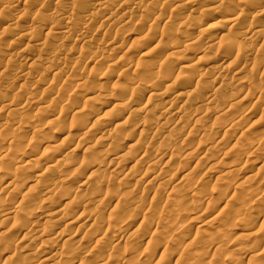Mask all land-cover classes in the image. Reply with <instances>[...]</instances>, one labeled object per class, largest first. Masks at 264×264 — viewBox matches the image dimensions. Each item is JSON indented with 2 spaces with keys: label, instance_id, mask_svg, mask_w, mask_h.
I'll use <instances>...</instances> for the list:
<instances>
[{
  "label": "rangeland",
  "instance_id": "1",
  "mask_svg": "<svg viewBox=\"0 0 264 264\" xmlns=\"http://www.w3.org/2000/svg\"><path fill=\"white\" fill-rule=\"evenodd\" d=\"M94 1L20 0V3H18L14 9H6V11H2V13L0 11V15H2L0 20L2 21L4 18L3 22L0 21V71H4V73H2L3 71L0 72V125L6 123L8 119L11 120V122L8 120L10 123L7 121L5 127L0 129V136H2L0 138H2L1 140H3V138L5 140H10V138L12 139V137L16 136L14 139H17V144L11 143V145L8 144V141L3 142L0 140V150L2 151H0V165H3L4 168L7 167L9 173L12 172L10 175L19 182L24 179L30 185L34 182V185H32L33 187L30 186L27 190H23L18 188L19 186H16L17 188L15 190L18 189L16 191L17 195L15 190L14 195L0 192V215L2 213L10 214L6 222H1L0 220V253L4 255L5 248L7 247L5 244H8L10 241H14L13 243L16 242L15 245H17L16 247L18 248L15 247L16 250H11L12 252L10 251V255L8 253V255H4L3 257L1 254L0 264H37L41 261L40 255L45 256V254H48L49 252L51 255L54 253V256L57 257L56 262L58 259L59 264H182L181 259L184 260L183 264H195L196 262V264H264V251H262L264 250V239H262L264 236L259 237L258 239V237L255 238L251 235L252 232L255 231L264 232V51L261 52L264 50V45L261 44V41L264 44V41L262 40L264 38L263 36L260 37L261 35H253L250 40H243L237 36L238 32L242 30H248L254 34L257 29L254 27L255 22L264 25V9H262V7H257V9L255 5H263L264 0H229V5H232L229 9L230 14L232 11L233 15L228 19H224V21L215 15L220 11L219 9L222 8L223 5H221L217 11L214 10L213 12H208V14L205 9V4L203 5V0H198L199 2H202L200 4L202 6L200 7L198 6L199 3H196L197 0H195L193 2L194 6H191L193 10L190 8L187 9V5L185 6L182 4L184 0H181L182 3L180 0L179 2L178 0H176L177 2L175 0H165V3L163 0H150V3L152 1L153 4L157 3V6L161 5L159 7L155 6V4L154 6L153 4L150 5L147 2L149 0H113L114 2L112 0V2L107 0V3L106 0H101V2H103L101 3L99 1L101 4L98 3L99 6L97 3L93 4ZM130 1L133 2L134 5H132ZM145 1L147 3H145ZM159 1L162 3L160 4ZM168 1L170 3H168ZM135 3L140 7L136 8ZM142 4L145 6L143 7ZM169 4H173L172 7ZM174 4L175 6L179 5L180 7L178 6L179 9L177 8V10L173 12L171 9L174 8ZM103 5H105V10L104 7L102 9ZM252 6H255L251 10L253 12L251 14L254 16L250 14L243 16L242 18L239 17L241 21H237L235 26L231 25L233 22L231 20L239 14L238 11L240 8H251ZM226 7L227 5L223 6L222 9ZM254 8L256 9L254 10ZM203 9L206 12H203ZM109 14H112L113 16L111 15V17ZM153 15H158L157 18L160 16L158 22H150V17ZM5 16L9 17L7 18ZM57 16L58 18L62 17V19H58ZM144 17H148V19H144L145 21L147 20L145 23L146 25L142 24L140 22L141 20H134L137 18L142 19ZM182 17H185V19ZM5 18L15 21L13 27L15 28L16 26L17 30L14 29V33H12L11 30L6 29H4V32L1 28V26H3L2 23L7 20ZM127 19H131V21L133 19V23L130 21V26L129 24H126L127 26L125 24V26L122 25ZM117 20V24L119 25L115 24ZM110 21L111 23L112 21H115V23H112L110 26ZM224 22H226V27L231 25L232 29L230 31L219 33L217 29L221 27V25H225ZM147 23L151 24L148 25ZM194 23H200L203 26L202 31L196 32L199 34L193 33L197 36L193 35L190 31V28L195 25ZM206 25L211 29H208ZM26 26L32 28V34L30 33L31 37L28 38L29 40L22 41L21 37H17L22 28V30L27 29ZM204 26H206L207 29H205ZM45 27H48V30H45ZM66 29L70 30V34L67 33L68 31L64 32ZM7 31L9 33H7ZM2 34L8 35L5 37ZM11 34L18 35L17 37L15 35V37H13L15 39H13ZM58 34L63 38L59 37ZM189 34H192L193 39L196 36V41L190 36L188 37L187 35ZM217 34L222 35L223 38H218L219 40H217ZM187 37L194 41L191 43L192 41L190 40L191 44L187 43L188 46H186V43L184 45L183 42V38ZM255 38L257 39L253 42ZM221 42H224V47H222ZM37 44H39V46ZM209 44L212 46L210 45V51H207L205 48L208 49L207 45ZM225 44L227 46H225ZM259 45H261V47H259ZM179 47L182 49V52H180V54H172V52L177 48L179 49ZM203 47L204 50L202 49ZM258 47L261 51L258 50ZM178 49L176 51H178ZM168 53H170V55ZM226 54L228 57H226ZM126 60L128 61L127 63ZM99 61L100 63H98ZM50 64H52L51 66H54L55 69L50 68L51 66L47 67ZM193 64L194 68L192 66ZM152 65L154 66L152 67ZM243 66L246 68L245 71H242L244 69ZM3 67H5V69ZM197 67L201 68H199L200 71H196ZM164 71H166V75ZM56 72L57 74L55 75ZM197 72H201V75ZM217 77L219 80H217ZM218 81L221 86H217ZM221 82H223L224 88L222 87ZM20 84H26L29 88H27V86L24 87L23 85L24 89L22 88V90ZM232 84H236L234 86L235 90H230L234 88ZM124 85L136 90L134 91L132 89L133 96L135 95L132 98V103L137 105L134 108V112L126 111L122 106L123 104H114V102L116 103V99L121 95V90L125 87ZM153 85L155 86L153 88L157 87L154 89L155 91L150 87ZM225 85H231L232 88L228 86L225 87ZM166 88L167 91H169L168 93ZM202 88L204 89L203 95L200 94L201 92L199 93L200 90L202 91ZM71 89H74V91ZM142 90L145 93L152 90V95L154 93L155 95H159L160 93L162 94L161 91H164L167 95L165 94L166 96L163 100H167L169 102L168 104H172L169 105L171 110L169 111L168 109L165 113L160 112L161 104L164 101H160L161 99H158V97H156V99L153 98L148 103L150 106L147 105L143 108L140 107V103L142 104L144 101H139V103L137 100L138 96L142 94ZM157 91L160 93L157 94ZM176 94L179 97L181 94V97L178 98ZM2 95L8 97L10 102L12 99L18 98V96L19 98L29 96L30 98H27V106L25 105L28 108H26V113L25 106L23 110L24 112H22L20 110L23 106L14 105L13 107V104L4 100ZM87 96L88 98L92 96L89 101L87 100L88 102L85 99ZM229 97L235 98L234 101L232 99L228 100L230 99ZM208 98L212 99V103L208 102ZM1 99L5 103L7 102V104ZM214 99L215 101H213ZM236 100L239 101L236 103ZM85 101L87 103H85ZM96 101L98 102V105L101 103L105 105L114 104L112 106L115 108L117 107V110L112 107L107 114V118L113 119L117 115H120L122 118H119L120 120L118 122L121 123V119L122 121L125 119L124 124L121 127L116 128L113 124L107 126L109 120L100 119L97 120L99 121L98 123H100L98 124L100 125L99 130L98 127L95 126L97 125V121L93 120L84 125L83 121L85 118H88V114H90L94 108L92 107V109H90L91 105H97ZM185 101L187 102L185 103ZM228 101L230 103L232 101V105L235 102L237 106L239 105L241 110L239 109L240 112L236 110L238 107L234 104L235 108L231 106L233 107V110H230V112L227 113H230V116L226 114L227 116L225 115L222 119L227 122L221 120L223 123H220L218 120L217 122H219V124L217 125L214 115L229 106ZM187 103L190 104V107ZM3 104L4 106L7 105V108L4 107ZM1 105L5 108L4 110ZM153 105L155 107H153ZM180 105H182V107H180ZM8 106L14 112V115L18 114L22 119L20 116L14 118L15 116L13 117L11 114L12 111ZM177 106L180 107V109ZM77 107H79L78 109L80 111ZM15 109L16 111H14ZM140 109L142 112L139 111ZM18 110L21 113H18ZM234 110L236 111L235 114L237 113L236 115L234 114ZM72 111H74V114L78 113V116L71 113ZM194 111H197L198 113ZM172 112L173 114L177 113L176 118L172 116ZM193 113L197 114L195 115ZM183 116L186 119L184 125L182 124L183 120L180 121ZM15 119L18 120L14 122ZM20 119L22 120V124L20 123ZM55 119H57V121H54ZM161 120L164 123L168 122L163 124ZM198 120L199 122H196ZM18 121L21 125L18 124ZM58 121H61L60 124ZM79 122L80 124L82 123L84 128L79 125ZM157 122L162 126L157 125ZM33 123L34 128L31 125ZM51 123H55L57 129L53 126L54 124L52 125ZM146 123L150 127H148ZM90 125L92 126L89 127ZM140 125H143L142 127L146 129V132H144L145 134L141 133V130H138L141 127ZM77 126L81 130H75L76 128L78 129ZM155 127L156 129H154ZM104 130L105 133L109 132V130L110 132L112 131L110 133L112 136H109L110 138L103 144V142H100L96 134L100 132L104 133ZM69 134H76L78 137V140L76 141L78 143L72 141V144L75 143L72 147L69 146L65 140ZM49 135L58 136H56V138L54 137L56 141H53L54 144L52 143V146L49 145L46 147L47 150H50L51 148L52 150L54 149L53 151H50L52 153L50 154L49 151L46 152V148L42 153L37 150L38 159L43 157L40 156L43 154L45 161H42V158L41 160H37L39 164L36 163L37 161L35 160L31 161V163L28 161V165H26L27 168H25L26 166L19 165L18 162L20 157L23 156L22 154H25L26 156H29L30 154L29 150L31 148L29 149V146H27V141L33 140L35 142V140H37L36 143H39L38 140H42ZM63 141H65V143ZM162 141L165 143V147H161L159 144ZM62 144L65 146L68 145L70 148L66 149L65 146H63L65 149L62 148ZM91 146L94 148L90 149ZM71 149L75 152L71 151ZM4 150L6 153H9V157L6 156L7 154L4 156ZM254 150H257V153ZM45 153H48V155L45 156ZM64 153L67 154L65 155ZM69 153L72 155H69ZM142 154H149L151 158L153 157V163L146 164L137 161L136 158H139ZM95 155L98 156V158H96ZM100 155L105 157H102L104 159V161L101 162L102 166L99 168L91 167L90 165L92 164L90 163H93L92 158H95L93 161L96 159L103 160L99 157ZM47 156H49V162L46 161L48 159ZM61 157H63V159L65 157L64 160L66 161L64 162H66V165H64ZM3 158L4 160H2ZM25 158V161L29 160L27 159L28 157ZM209 158L210 161L207 160ZM51 159L53 160L51 161ZM58 159H62L60 163H63L61 167L58 166L59 169L61 168L60 171L58 168H54L55 162L58 161ZM108 161L110 165L108 164ZM50 164L53 165L51 170L49 169ZM104 165H106V169L103 167ZM258 165L262 167H258ZM45 167H48L46 169L48 171L45 170ZM112 168L115 170H111ZM99 169L103 170L100 171ZM229 170L232 173H230L231 175L229 174ZM53 171L56 173L61 172L60 175L63 174V178H66L67 181L63 179L60 184L59 182L54 181V176L57 174L52 173ZM112 171H115L116 174H118H115L116 176L114 174L110 176V172ZM225 172L227 173L226 175ZM44 173L47 174L45 175ZM87 176L91 177L88 178ZM71 177L78 178L75 179L76 182L74 180L73 183H71L69 181V178L71 180ZM31 178H34L35 180ZM119 179L120 181L122 180L120 184L118 182ZM36 180L37 183L35 182ZM106 180H108V182ZM49 184L51 186H49ZM53 184L56 188L57 186L59 187L57 189L54 188L56 194L55 191L53 192L54 194H50L48 191L49 188L54 186ZM174 189L177 190L174 191ZM19 190H21V192H19ZM223 191H225L226 194L223 195ZM42 193L43 195H41ZM21 194H29L30 197H33H31L32 199L36 200H25L22 202L20 199ZM114 194H116V196ZM219 194L224 197L219 196ZM252 195H255V198L251 197ZM249 196L251 197V201L247 200V202H250L248 203L249 205L252 204L251 207H249L248 204L245 205L246 201H244V204L242 201L246 199V197L249 199ZM30 197H28V200H31ZM177 200H180V207L178 206L179 210H177V207V209L171 210L172 207L169 204ZM182 200L183 202L185 201V205H181L183 203ZM44 201H46L47 204L46 202L44 204ZM15 204L17 206H15ZM65 204H67V208L65 207ZM44 205H49V207H46L45 209ZM60 207H64V211L63 208L61 210ZM38 209L40 211L41 209H44L41 211L43 214H41ZM57 209L61 214L67 211L66 215L64 213V215L62 214L63 218H65L63 219L64 222L63 220L59 222L62 216L59 218L60 213ZM69 209L73 211H69ZM223 209L227 212L226 215L220 214V211ZM24 210L25 214L23 213ZM55 210L58 216L55 215ZM32 211H34V213H31ZM172 211H180L179 215L181 214L182 216L179 217L181 219L178 217L177 220H179H175L174 217L176 214L178 215V212L174 214ZM182 211L185 212V214ZM26 212L29 215H26ZM188 214L195 217V219H193L194 221H189L184 218V216H187ZM41 216H44V218ZM169 219L172 222H170ZM70 221L72 224H70ZM95 224L97 226H95ZM32 225L33 227H47V233L42 238L36 239L37 241L30 244L27 243L29 245L27 248L25 247V241L18 243L20 241V236H17L16 233L20 227L29 228L32 227ZM144 225H149L152 232L149 234V242L143 246V251L136 253L133 248L136 242L137 231L143 232L146 227ZM22 228L20 230H22ZM58 231H62L59 233H62V237L59 236L61 238L54 239L55 233ZM130 234H132V236H130ZM133 235H135V237ZM166 235L169 237L167 238ZM157 236L164 237V240H161V246L159 244L161 243V238ZM106 237L108 238L107 240L105 239ZM52 238L54 239L53 242L51 240ZM99 238L103 241L98 243L99 245H95V239L97 241ZM8 240L10 241L8 242ZM154 240L157 242L159 241L158 243L156 242L159 248L157 245H154ZM215 240H218L217 242L220 245L215 242ZM113 241L115 243L117 241L118 244L120 243L121 245H119L121 248L116 250L112 249L110 246L114 244ZM104 242L107 243L106 246L104 245ZM23 243L24 245H22ZM21 246L24 247V251L22 252L20 251ZM62 247L63 249H61ZM161 247H163V249ZM29 249H31L33 255H27L30 260L27 261V256L24 257L23 255L28 254ZM150 249H152L153 255L150 254ZM34 250L36 252H34ZM147 250L149 251V255L146 253ZM192 250H198L196 252L205 254L202 256L203 258L201 257L198 260H194L195 262H189L187 261L186 256H188L187 253ZM78 251L80 254L78 253V255H74ZM40 252L42 253L40 254ZM253 254L256 255H254L252 260L250 258ZM234 255L240 257L239 261L236 263L228 262L231 256ZM5 257L8 259L7 261L6 259L3 261V258ZM21 257L24 258V261H22Z\"/></svg>",
  "mask_w": 264,
  "mask_h": 264
},
{
  "label": "bare ground",
  "instance_id": "2",
  "mask_svg": "<svg viewBox=\"0 0 264 264\" xmlns=\"http://www.w3.org/2000/svg\"><path fill=\"white\" fill-rule=\"evenodd\" d=\"M0 1H1V0H0ZM25 1H26V0H25ZM93 1H94V0H93ZM99 1L101 2V0H95L93 4H96V3L98 4ZM109 1H111V0H109ZM109 1H108V2H109ZM112 1H113V0H112ZM112 1H111V2H112ZM123 1H124V0H123ZM131 1H133V0H131ZM131 1H130V2H131ZM137 1H138V0H137ZM141 1H142V0H141ZM146 1H147V0H146ZM146 1H145V3L148 2L150 5L153 4L152 1H151V3H150V0L147 1V2H146ZM164 1H165V0H163V2H164ZM169 1H170V0H169ZM169 1H168V3H170ZM175 1H176V0H175ZM175 1H174V2H175ZM194 1H195V0H184L183 3H182L181 0H180V2H181L182 4H184L185 6L187 5V6H186L187 9H188V8L192 9L191 6H194V5H193V2H194ZM102 2H103V1H102ZM102 2H101V3H102ZM113 2H114V1H113ZM116 2H117V1H116ZM128 2H129V1H128ZM153 2H154V1H153ZM155 2H156V1H155ZM159 2H160V4L162 3L161 1H159ZM165 2H166V1H165ZM165 2H164V3H165ZM171 2H172V1H171ZM176 2H177V1H176ZM178 2H179V0H178ZM18 3H20V0H2V1L0 2V11H1V13H2V11H6V9H8V10H10V9H14V8L17 6ZM23 3H24V2H23ZM106 3H107V0H106ZM120 3H121V2H120ZM141 3H142V2H141ZM141 3H140V4H141ZM168 3H167V4H168ZM196 3H199V5H198L199 7L202 6V5H200L202 2H199V1L197 0ZM256 3H258V2H256ZM93 4H92V5H93ZM99 4H100V3H99ZM99 4H98V6H99ZM109 4H110V3H109ZM131 4L134 5L133 2H131ZM135 4H136V3H135ZM149 4H148V5H149ZM154 4H155V3H154ZM154 4H153V6H154ZM158 4H159V3H158ZM175 4H176V3H175ZM175 4H174V6H173L174 8L171 9V11H173V12L176 11L177 8H178V6H179V5L175 6ZM204 4H205V7H206L205 9H206L207 13H208V12L210 13L211 11L213 12L214 10L217 11V10L219 9V7H221V5H223V6H226V5H227V7L224 8V9H222V8H223V6H222V8L219 9L220 11H218L217 14H215V15H217V16H218L221 20H223V21H224V19H228L231 15H233V14H232V11H231V14H230V10H229V9L231 8L232 5H231V6L229 5V4H230V1H229V0H203V5H204ZM224 4H225V5H224ZM231 4H232V2H231ZM36 5H37V4H36ZM100 5H101V4H100ZM138 5H139V3H138ZM142 5H143V7L145 6L144 4H142ZM148 5H147V6H148ZM169 5H171V4H169ZM172 5H173V4H172ZM172 5H171V7H172ZM180 5H181V4H180ZM184 5H182V6H184ZM255 5H256V8H257V7H262V9H264V4H263V5H262V4H255ZM104 6H105V5L102 6V9H103ZM119 6H120V5H119ZM155 6H157V3L155 4ZM159 6H161V5H159ZM159 6H157V7H159ZM25 7H26V6H25ZM38 7H39V6H38ZM122 7H123V6H122ZM135 7L137 8V7H140V6H137V4H136ZM143 7H141V8H143ZM162 7H163V6H162ZM179 7H180V6H179ZM253 7H255V6H252L251 8H244V7L240 8L239 11H238L239 14H238L237 16L233 17V20H231V21H233L231 25H234V26H235V25L237 24V21L239 22V20H240L239 17L242 18L243 16H247V15H250L251 13H253V12L251 11ZM100 8H101V6H100ZM132 8H134V7H132ZM194 8H195V7H194ZM197 8H198V7H197ZM203 8H204V7H203ZM256 8H254V10H255ZM28 9H29V8H28ZM38 9H39V8H38ZM178 9H179V8H178ZM190 9H189V10H190ZM200 9H201V8H200ZM221 9H222V10H221ZM257 9H258V8H257ZM260 9H261V8H260ZM21 10H22V9H21ZM104 10H105V7H104ZM106 10H107V9H106ZM108 10H109V9H108ZM192 10H193V9H192ZM192 10H190V11H192ZM17 11H18V10H17ZM29 11H30V10H29ZM38 11H39V10H38ZM169 11H170V10H169ZM201 11H202V10H201ZM206 11H204V9H203V12H206ZM8 12H9V11H8ZM27 12H28V10H27ZM194 12H195V11H194ZM194 12H193V13H194ZM5 13H6V12H5ZM11 13H12V12H11ZM18 13H19V12H18ZM109 13H110V12H109ZM111 13H112V12H111ZM198 13H199V12H198ZM209 13H208V14H209ZM214 13H215V12H214ZM9 14H10V13H9ZM25 14H26V12H25ZM50 14H51V13H50ZM50 14H48V15H50ZM107 14H108V13H107ZM113 14H114V13H113ZM170 14H171V12H170ZM258 14H259V13H258ZM260 14H261V13H260ZM4 15H5V14H4ZM22 15H23V14H22ZM27 15H28V14H27ZM52 15H53V14H52ZM109 15H110V14H109ZM111 15H112V14H111ZM111 15H110V16H111ZM136 15H137V14H136ZM251 15H253V14H251ZM1 16H2V15H0V17H1ZM50 16H51V15H50ZM54 16H56V15H54ZM54 16H53V19H54ZM67 16H68V15H67ZM110 16H109V17H110ZM112 16H113V15H112ZM112 16H111V17H112ZM132 16H133V15H132ZM157 16H158V15H153L152 17L149 16V17L151 18V19L149 18V19L151 20L150 22H152V23H153V22H158V18H160V16H159L158 18H157ZM170 16H171V15H170ZM175 16H176V15H175ZM175 16H174V17H175ZM253 16H254V15H253ZM5 17L8 18L9 16H5ZM12 17H13V15H12ZM17 17H18V16H17ZM130 17H131V16H130ZM135 17H137V16H135ZM141 17H142V16H141ZM141 17H140V18H141ZM210 17H211V16H210ZM251 17H252V16H251ZM1 18H2V17H1ZM1 18H0V19H1ZM7 18H5V19H7ZM57 18H58V16H57ZM131 18H132V17H131ZM145 18L148 19V17H144V18H142L143 20H142V19H139V18L134 19V20H135V21H136V20H139V21L141 20L140 22H141L142 24H145L146 21H147V20H146V21L144 20ZM182 18H183V17H182ZM253 18H254V17H253ZM3 19H4V18H3ZM3 19H2V21H1V20H0V21L3 22ZM58 19H62V17H61V18H58ZM110 19H111V18H110ZM176 19H177V18H176ZM183 19H185V17H184ZM10 20H11V19H10ZM10 20H8V19L5 20V22L2 23V25H3L4 27L1 26V28H2L3 30H4V29H6V30H11L12 33H14V32H13L14 29L17 30V29H16V26H15V28L13 27L14 24H15V21H13V20L10 21ZM55 20H56V19H55ZM63 20H64V19H63ZM173 20H174V19H173ZM180 20H181V18H180ZM12 21H13L14 23H13ZM46 21H47V20H46ZM92 21H93V20H92ZM130 21H131V19H130V20L127 19V21H126V22L124 21V23H123L122 25H124V24H125V25H126V24H129ZM181 21H182V20H181ZM181 21H180V22H181ZM240 21H241V20H240ZM49 22H50V21H49ZM108 22H109V21H108ZM108 22H107V23H108ZM131 22L133 23V19H132ZM159 22H160V19H159ZM228 22H229V21H228ZM44 23H45V21H44ZM51 23H52V22H51ZM84 23H86V22H84ZM112 23H115V21H114V22L112 21ZM112 23H111V21H110V26H111ZM117 23H118V20H117V22H116L115 24H117ZM134 23H135V22H134ZM138 23H139V22H138ZM200 23H201V22H200ZM200 23H197V24L194 23L195 25L192 26V27L190 28V31H191L192 34H193V33H196V32H199V31H202L203 26H202V24H200ZM255 23H256V25H255ZM255 23H254V27H256L257 29H256V31H255L254 34H253V32L248 31V30H242V31L238 32V35H237V36H238L240 39H243V40H250V39L253 37V35H254V36H255V35H256V36L261 35L260 37L263 36V38H264V25L259 24V23H257V22H255ZM147 24H148V23H147ZM149 24H151V23H149ZM149 24H148V25H149ZM204 24H205V23H204ZM204 24H203V25H204ZM207 24H208V23H207ZM224 24H225V25H223V26L221 25V27L218 26L219 28H218L217 30L219 31V33H220V32L230 31V30L232 29V28H231V25L229 26V27H230V29H229L228 26L226 27V22H224ZM17 25H18V24H17ZM54 25H55V24H54ZM108 25H109V23H108ZM117 25H119V24H117ZM125 25H124V26H125ZM145 25H146V24H145ZM191 25H192V24H191ZM46 26H47V25H46ZM80 26H81V25H80ZM82 26H83V25H82ZM126 26H127V25H126ZM129 26H130V24H129ZM157 26H158V25H157ZM157 26H156V27H157ZM206 26H207V25H206ZM206 26H204L205 29H207ZM26 27H27V29H24V30H22L23 28L21 29V32H19V33H20L19 35H18V34H13V35L11 34V35H12L11 37L13 38V37H15V35H16V37H17V35H18L17 38L21 37L22 41H23V40H29L28 38L31 37V36H30V33H31V31H32V28H30L29 26H26ZM28 27H29V28H28ZM112 27H113V26H112ZM207 27H208V26H207ZM210 27H211V26H210ZM33 28H34V27H33ZM47 28H48V27H47ZM47 28L45 27L44 29L46 30ZM50 28H52V27H50ZM233 28H234V27H233ZM251 28H252V27H251ZM68 29H69V28H68ZM70 29H72V28H70ZM119 29H120V28H119ZM136 29H137V28H136ZM208 29H211V28L208 27ZM245 29H247V28H245ZM253 29H254V28H253ZM47 30H48V29H47ZM125 30H126V29H125ZM130 30H131V29H130ZM130 30H129V31H130ZM155 30H157V29H155ZM66 31H68L67 33L70 34V30H67V29H66L64 32H66ZM148 31H149V30H148ZM177 31H178V30H177ZM208 31H209V30H208ZM4 32H5V30H4ZM4 32H3V33H4ZM47 32H48V31H47ZM64 32H61V33H64ZM73 32H74V31H73ZM155 32H156V31H155ZM7 33H9V32L7 31ZM15 33H16V32H15ZM188 33H189V32H188ZM4 34H5V33H4ZM4 34H2V35H4ZM31 34H32V33H31ZM65 34H66V33H65ZM65 34H64V35H65ZM68 34H67V35H68ZM186 34H187V33H186ZM192 34H189V35H187V36H188V37L190 36V37L192 38V37H193ZM196 34H199V33H196ZM196 34H193V35H196ZM208 34H209V33H208ZM7 35H8V34H7ZM7 35H4V36L6 37ZM9 35H10V34H9ZM34 35H35V34H34ZM42 35H43V34H42ZM58 35H59V34H58ZM200 35H201V34H200ZM210 35H211V34H210ZM0 36H1V35H0ZM44 36H45V35H44ZM55 36H56V35H55ZM70 36H71V35H70ZM196 36H197V35H196ZM196 36L194 37V39L192 38V39L195 40V41H196ZM212 36H213V35H212ZM212 36H210V37H212ZM223 36H224V35H223ZM225 36H226V35H225ZM234 36H235V35H234ZM9 37H10V36H9ZM57 37H58V36H57ZM59 37L63 38V37L60 36V35H59ZM64 37H65V36H64ZM188 37H187V38H183L184 45H185V43L187 44V43H190V42L192 41V40H191L190 38H188ZM201 37H202V35H201ZM201 37H200V38H201ZM216 37H217V40H219L218 38H220V39L223 38L222 35H220V34H217ZM33 38H34V36H33ZM66 38H67V36H66ZM197 38H198V37H197ZM208 38H209V37H208ZM13 39H15V38H13ZM54 39H55V38H54ZM56 39H58V38H56ZM59 39H60V38H59ZM64 39H65V38H64ZM67 39H68V38H67ZM198 39H199V38H198ZM256 39H257V38H255V39L253 40V42H255ZM11 40H12V39H11ZM11 40H10V41H11ZM65 40H66V39H65ZM190 40H191V41H190ZM208 40H212V39H208ZM262 40L264 41V39H262ZM18 41H19V40H18ZM31 41H32V40H31ZM181 41H182V40H181ZM206 41H207V40H206ZM28 42H29V41H28ZM193 42H194V41H192L191 43H193ZM208 42H209V41H208ZM210 42H211V41H210ZM248 42H250V41H248ZM10 43H11V42H10ZM12 43H13V42H12ZM40 43H41V42H40ZM40 43H39V44H40ZM181 43H182V42H181ZM191 43H190V44H191ZM215 43H216V41H215ZM217 43H218V42H217ZM219 43H220V42H219ZM221 43H222V42H221ZM223 43H224V42H223ZM223 43H222V47H224V44H223ZM28 44H29V43H28ZM39 44H37V45L39 46ZM227 44H228V43H227ZM261 44L264 45V44L262 43V41H261ZM14 45H15V44H14ZM40 45H41V44H40ZM181 45H183V44H181ZM210 45H211V44L207 45V46H208V49L205 48L207 51H210V49H209V48H210ZM212 45H213V41H212ZM212 45H211V46H212ZM219 45H221V44H219ZM25 46H26V44H25ZM186 46H188V44H187ZM196 46H197V45H196ZM225 46H227V45L225 44ZM180 47H181V46H180ZM180 47H179V49L177 48L178 51H176L177 49H176L175 51L173 50L174 52H172V54H177V53L180 54V52H182V49H181ZM183 47H184V46H183ZM259 47H261V45H259ZM259 47H258V50H260ZM263 47H264V46H263ZM263 47H262V48H263ZM32 48L34 49L33 46H32ZM154 48H155V47H154ZM174 48H175V46H174ZM186 48H187V47H186ZM262 48H261V49H262ZM180 49H181V50H180ZM202 49L204 50V47H203ZM30 50H31V49H30ZM168 50H169V48H168ZM179 50H180V51H179ZM183 50H184V48H183ZM206 50H205V51H206ZM191 51H192V50H191ZM205 51H204V52H205ZM207 51H206V52H207ZM260 51H261V50H260ZM260 51H259V52H260ZM263 51H264V50H262L261 52H263ZM19 52H20V51H19ZM25 52H26V51H25ZM58 52H59V51H58ZM23 53H24V52H23ZM168 54L170 55V53H168ZM223 54H225V53H223ZM262 54H263V53H262ZM262 54H261V55H262ZM25 55H26V54H25ZM56 55H57V54H56ZM226 55H227V54H226ZM237 55H238V54H237ZM237 55H236V56H237ZM19 56H20V55H19ZM174 56H175V55H174ZM191 56H192V55H191ZM243 56H244V55H243ZM8 57H9V55H8ZM170 57H171V56H170ZM172 57H173V56H172ZM226 57H228V55H227ZM226 57H224V58H226ZM10 58H11V56H10ZM12 58H13V57H12ZM14 58H15V57H14ZM165 58H166V57H165ZM91 59H92V58H91ZM91 59H90V60H91ZM162 59H163V58H162ZM162 59H160V60H162ZM239 59H240V58H239ZM97 60H98V59H97ZM97 60H96V61H97ZM102 60H103V59H102ZM127 60H128V59H127ZM127 60H126V63L128 62ZM160 60H159V63H160ZM162 61H163V60H162ZM262 61H263V59H262ZM89 62H90V61H89ZM166 62H168V61H166ZM166 62H165V63H166ZM186 62H187V61H186ZM31 63H32V62H31ZM52 63H53V62H52ZM98 63H100V61H99ZM155 63H156V62H155ZM192 63H193V62H192ZM243 63H244V62H243ZM33 65H34V64H33ZM51 65H52V64H50V65L47 66V67H50ZM163 65H164V64H163ZM153 66H154V65H152V67H153ZM190 66H191V65H190ZM190 66H189V67H190ZM192 66H193V68H194V64H193ZM1 68H2V67H1ZM3 68L5 69V67H3ZM50 68H52V69L54 68V69H55L54 66H53V67L51 66ZM56 68H57V67H56ZM199 68H200V67H199ZM199 68L197 67V70H196V71H200ZM243 68H244V69H243ZM243 68H242V69H243L242 71H245L246 68H245L244 66H243ZM195 69H196V65H195ZM200 69H201V68H200ZM238 69H239V68H238ZM2 71H3V70H2ZM2 71H0V72H2ZM5 71H6V70H5ZM194 71H195V70H194ZM196 71H195V72H196ZM250 71H251V70H250ZM21 72H22V71H21ZM164 72H165V75H166V74H167L166 71H164ZM168 72H169V71H168ZM239 72H240V70H239ZM2 73H4V71H3ZM24 73H25V72H24ZM197 73H199V72H197ZM241 73H242V72H241ZM56 74H57V72L55 73V75H56ZM199 74L201 75V72H200ZM235 74L237 75L236 72H235ZM262 74H263V73H262ZM53 75H54V72H53ZM160 75H161V73H160ZM168 75H169V74H168ZM189 75H190V74H189ZM238 75H239V74H238ZM246 75H247V74H246ZM154 76H155V75H154ZM161 76H162V75H161ZM161 76H160V77H161ZM195 76H196V74H195ZM197 76H198V75H197ZM149 77H150V76H149ZM160 77H159V79H160ZM168 77H169V76H168ZM168 77H167V78H168ZM186 77H188V76H186ZM151 78H152V77H151ZM155 78H156V77H155ZM165 78H166V77H165ZM188 78H189V77H188ZM217 78H218V77H217ZM217 78H216V79H217ZM79 79H80V78H79ZM157 79H158V78H157ZM162 79H163V78H162ZM216 79H215V81H216ZM41 80H42V79H41ZM155 80H156V79H155ZM184 80H185V79H184ZM213 80H214V79H213ZM217 80H219V78H218ZM38 81H40V80H38ZM38 81H37V82H38ZM51 81H52V80H51ZM75 81H76V80H75ZM85 81H86V80H85ZM187 81H188V79H187ZM248 81H249V80H248ZM37 82H36V84H37ZM40 82H41V81H40ZM40 82H39V83H40ZM130 82H131V81H130ZM170 82H171V81H170ZM195 82H196V81H195ZM211 82H212V81H211ZM24 83H25V82H24ZM34 83H35V82H34ZM212 83H213V82H212ZM221 83H222V87H223V86H224V85H223V82H221ZM80 84H81V83H80ZM80 84H79V86H80ZM82 84L84 85L83 82H82ZM186 84H187V83H186ZM230 84H231V83H230ZM248 84H249V83H248ZM20 85H21V84H20ZM23 85H24V87L27 86L26 84H23ZM23 85H21V87H20V86H19V87H20L21 89H22V88L24 89ZM76 85H78V84H76ZM100 85H101V83H100ZM133 85H134V84H133ZM197 85H198V84H197ZM214 85H215V83H214ZM219 85L221 86V84H220L219 81H218L217 86H219ZM235 85H236V84H234V85L232 84L233 87H234ZM33 86H35V85H33ZM33 86H32V87H33ZM79 86H76V87H79ZM124 86H125V85H124ZM137 86H138V85H137ZM227 86L230 87V88H232L231 85H230V86H229V85H225V87H227ZM237 86H238V83H237ZM36 87H37V86H36ZM80 87H81V86H80ZM150 87L153 88V87H155V86L153 85V86H150ZM182 87H183V86H182ZM210 87H211V86H210ZM213 87H214V86H213ZM213 87H212V88H213ZM222 87H221V88H222ZM20 88H19V89H20ZM27 88H29V87L27 86ZM84 88H85V87H84ZM121 88H122V87H121ZM134 88H135V87H134ZM148 88H149V87H148ZM148 88H147V89H148ZM156 88H157V87H156ZM156 88H153L152 90H154V89H156ZM203 88H204V87H203ZM203 88H202V91L199 89V90H200L199 93L201 92V93H200L201 95H203V93H204V89H205V88H204V89H203ZM217 88H218V87H217ZM223 88H224V87H223ZM230 88H229V89H230ZM21 89H20V90H21ZM23 89H22V90H23ZM33 89H34V87H33ZM35 89H36V88H35ZM74 89H75V88H74ZM74 89H73V90L71 89V90L74 91ZM80 89H81V88H80ZM87 89H88V88H87ZM132 89H133V88H132ZM132 89L129 88L128 86H125V87L123 88V90H121V91H122V92H121V95L119 94L120 96L116 99V103L114 102V104H117V105H118V104H121V105L123 104L122 106L124 107V109H125L126 111L128 110V111H133V112H134V110H135L134 108H135V106H137V105H135V104L132 103V101H133L132 98L135 96V95L133 96V90H134V89H133V90H132ZM225 89H226V88H225ZM233 89L235 90V87L232 88V89H230V90H233ZM236 89H237V87H236ZM26 90H27V89H26ZM145 90H146V89H145ZM152 90H149L150 93H149V92H148V93H145V92L142 90L143 92H141L142 94H140V95L138 96V100H137L138 102H139V101H144V103H142V104L139 102V103H140V107H142V108H143V107H146L147 105H149L148 103H149L153 98L156 99V97H158V99H161L160 101H164V102L161 104L162 106H161V111H160V112L165 113L166 111H168V109H169V111H170L171 109L169 108V105H172V104H168L169 102H168L167 100H163V98H164L167 94H166L164 91H161L162 94L159 92V93H160V94H159L158 91H157L156 93L159 94V95H155V93L152 95V94H151V93H152ZM227 90H228V89H227ZM243 90H244V89H243ZM134 91H136V90H134ZM154 91H155V90H154ZM166 91H167V88H166ZM195 91H196V90H195ZM206 91H207V90H206ZM66 92H67V91H66ZM87 92H88V91H87ZM163 92H164V93H163ZM168 92H169V91H167V93H168ZM236 92H237V91H236ZM0 93H1V92H0ZM21 93H22V92H21ZM57 93H58V92H57ZM67 93H68V92H67ZM67 93H66V94H67ZM69 93H70V92H69ZM139 93H140V92H139ZM32 94H33V93H32ZM58 94H59V93H58ZM165 94H166V95H165ZM62 95H63V94H62ZM64 95H65V94H64ZM176 95H177V94H176ZM176 95H175V97H176ZM210 95H211V94H210ZM235 95H236V94H235ZM2 96H3V95H2ZM32 96H33V95H32ZM177 96H178V95H177ZM207 96H209V95H207ZM3 97H4V100L10 102L9 99H8V97H6V96H3ZM3 97H2V98H3ZM20 97H21V96H20ZM28 97H29V96H28ZM28 97H27V96H25V97H21V98H19V96H18V98H14V97H13L14 99H12L10 103L13 104V107H14V105H15V106H16V105H21V106H23V108H21L20 111L24 112V111H23V110H24V106L26 105V103H28V99H27ZM91 97H92V96H91ZM91 97H90V98H91ZM116 97H117V96H116ZM171 97H172V96H171ZM180 97H181V94H180ZM180 97L178 96V98H180ZM209 97H210V96H209ZM211 97H213V96H211ZM233 97H235V96H233ZM9 98H10V97H9ZM29 98H30V97H29ZM54 98H55V97H54ZM84 98H85V97H84ZM90 98H88V96H87L85 99H86V101H87V100L89 101ZM169 98H170V97H169ZM169 98H168V100H169ZM196 98H197V97H196ZM203 98H204V97H203ZM229 98H230V97H229ZM112 99H113V98H112ZM164 99H165V98H164ZM172 99H173V98H172ZM172 99H171V100H172ZM176 99H177V97H176ZM231 99L234 101L235 98H232V97H231V98L228 99V100H231ZM1 100H2V99H1ZM173 100H174V99H173ZM207 100H208L209 103H212V99H209V98H208ZM210 100H211V101H210ZM240 100H242V99H240ZM2 101H3V100H2ZM86 101H85V103L88 102V101H87V102H86ZM97 101H98V100H97ZM97 101H96V104L98 103ZM114 101H115V98H114ZM154 101H155V100H154ZM213 101H215V99H214ZM238 101H239V100H236V103H237ZM242 101H243V100H242ZM257 101H258V100H257ZM3 102H4V101H3ZM3 102H2V103H3ZM34 102H35V101H34ZM38 102H39V101H38ZM38 102H37V103H38ZM83 102H84V101H83ZM99 102H100V101H99ZM172 102H174V101H172ZM176 102H177V101H176ZM186 102H187V101H185V103H186ZM228 102H229V101H228ZM4 103H5V102H4ZM89 103H91V102H89ZM89 103H88V104H89ZM134 103H135V102H134ZM139 103H138V104H139ZM152 103H153V102H152ZM170 103H171V101H170ZM224 103H225V102H224ZM231 103H232V101H231ZM231 103L229 102V103H228L229 106L226 105L227 107H226L224 110H222V111H220L218 114H215V115H214V119L216 118V121H215V122H216L217 125L219 124V122H220V123H223V122L225 121V120H224V121L222 120L223 117H224L228 112H230V110H233V107L235 108V106H234L235 102L233 103V105H232ZM5 104H7V102H6ZM8 104H9V103H8ZM30 104H31V103H30ZM61 104H62V103H61ZM91 104H92V103H91ZM114 104H112V105H114ZM136 104H137V102H136ZM150 104H151V103H150ZM173 104H174V103H173ZM187 104H188V106L190 105L189 103H187ZM191 104H192V103H191ZM199 104H200V103H199ZM202 104H203V103H202ZM226 104H227V102H226ZM239 104H240V102H239ZM9 105H10V104H9ZM34 105H35V103H34ZM79 105H80V104H79ZM112 105H111V104H109V105H105V104H103V103H101V104H99V105L97 104L96 106H94V105L92 106V105H91V108H90V109H92V107H94V108L92 109L91 113L88 112V113H90V114H88L89 116L87 115L88 118H87V119L85 118L86 120L84 119V121L82 120V121L84 122V125L87 124V122H92L93 120H94V121H97V120H100V119H106L107 121L109 120V121L107 122V126H111V125L113 124L116 128H117V127H118V128L121 127V126L124 124V120H125V119H124L123 121H122V119H121V123H119L118 121L120 120L119 118H122V116L117 115V116H116L115 118H113V119H112V118H111V119H110V118H109V119L107 118V117H108V116H107L108 112L112 109V107L115 108V107L112 106ZM200 105H201V104H200ZM235 105H236V107H238L236 110L239 111V109H240V108H239V105H238V106H237V104H235ZM3 106H4V104H3ZM3 106L1 105L2 108H3ZM6 106H7V105H5L4 107H6ZM26 106H27V105H26ZM26 106H25V113H26V111H27V110H26V108H27ZM149 106H150V105H149ZM157 106H158V104H157ZM183 106H184V105H183ZM192 106H193V105H192ZM231 106H233V107H231ZM8 107H9V106H8ZM31 107H32V106H31ZM120 107H121V106H120ZM123 107H122V108H123ZM153 107H155V106L153 105ZM159 107H160V106H159ZM177 107H178V106H177ZM180 107H182V105H180ZM180 107H178V108L180 109ZM186 107H187V106H186ZM189 107H190V106H189ZM205 107H206V106H205ZM2 108H1V109H2ZM6 108H7V107H6ZM9 108H10V107H9ZM18 108H19V107H18ZM73 108H74V107H73ZM73 108H72V109H73ZM75 108H76V106H75ZM78 108H79V107H77V109H78ZM156 108H157V107H156ZM172 108H173V107H172ZM245 108H246V107H245ZM4 109H5V108H3V110H4ZM12 109H13V108H12ZM27 109H28V108H27ZM31 109H32V108H31ZM136 109H137V108H136ZM146 109H147V108H146ZM154 109H155V108H154ZM158 109H159V108H158ZM174 109H176V108H174ZM179 109H178V110H179ZM196 109H197V108H196ZM3 110H1V111H3ZM10 110H11V108H10ZM57 110H58V109H57ZM78 110H79V109H78ZM81 110H82V109H81ZM113 110H114V109H113ZM113 110H112V111H113ZM115 110H117V107L115 108ZM115 110H114V111H115ZM118 110H119V108H118ZM149 110H150V109H149ZM152 110H153V109H152ZM197 110H198V109H197ZM240 110H241V109H240ZM5 111H6V110H5ZM7 111H8V110H7ZM11 111H12V110H11ZM14 111H16V109H15ZM20 111L18 110V113H19ZM29 111H30V110H29ZM35 111H36V110H35ZM69 111H70V110H69ZM75 111H76V110H75ZM79 111H80V110H79ZM89 111H90V110H89ZM121 111H122V110H121ZM136 111H137V110H136ZM139 111H141V109H140ZM175 111H176V110H175ZM175 111H174V112H175ZM32 112H33V111H32ZM54 112H55V110H54ZM73 112H74V111H72L71 113H73ZM84 112H85V111H84ZM117 112H118V111H117ZM124 112H125V111H124ZM124 112H123V113H124ZM141 112H142V111H141ZM150 112H151V111H150ZM178 112H179V111H178ZM194 112H197V111H194ZM235 112H236V111L234 110V114H235ZM239 112H240V111H239ZM9 113H10V112H9ZM15 113H17V112H15ZM20 113H21V112H20ZM30 113H31V112H30ZM33 113H34V112H33ZM51 113H52V112H51ZM81 113H82V112H81ZM110 113H111V112H110ZM126 113H129V112H126ZM136 113H138V112H136ZM197 113H198V112H197ZM197 113H193V114L196 115ZM6 114H7V113H6ZM11 114L13 115V117L15 116L14 118H17L16 116H20V115H18V114L14 115V112H13V111H12ZM22 114H23V113H22ZM53 114H54V113H53ZM73 114H74V113H73ZM82 114H83V113H82ZM138 114H139V113H138ZM146 114H147V112H146ZM166 114H168V113H166ZM172 114H173V112H172ZM229 114H230V113H229ZM229 114H227V115H229ZM234 114H233V115H234ZM236 114H237V113H236ZM236 114H235V115H236ZM240 114H241V113H240ZM8 115H9V114H8ZM74 115H77V116H78V113H77V114H74ZM83 115H84V114H83ZM111 115H112V114H111ZM113 115H114V114H113ZM128 115H130V114H128ZM176 115H177V113L173 114L172 116H173L174 118H176ZM227 115H226V116H227ZM231 115H232V112H231ZM1 116H2V115H1ZM9 116H10V115H9ZM84 116H85V115H84ZM181 116H182V115H181ZM193 116H194V115H193ZM229 116H230V115H229ZM50 117H51V116H50ZM66 117H67V116H66ZM155 117H157V116H155ZM197 117H198V116H197ZM197 117H196V118H197ZM245 117H246V116H245ZM8 118H9V117H8ZM14 118H13V119H14ZM20 118L22 119L21 116H20ZM23 118H24V117H23ZM29 118H30V117H29ZM62 118H63V117H62ZM78 118H79V117H78ZM157 118H158V117H157ZM181 118H182V117H181ZM198 118H199V117H198ZM257 118H258V117H257ZM21 119H20V123H21V121H22ZM58 119H59V118H58ZM158 119H159V118H158ZM160 119H162V118H160ZM8 120H10V119H8ZM8 120H7V121H8ZM16 120H18V119H15L14 122H16ZM25 120H26V119H25ZM167 120H168V119H167ZM182 120H183V121H182ZM199 120H200V119H199ZM199 120L196 121V122H199ZM218 120H219V122H217ZM221 120H222L223 122H222ZM238 120H239V119H238ZM7 121H6V123H7ZM54 121H57V119H55ZM80 121H81V119H80ZM156 121H157V120H156ZM168 121H169V120H168ZM168 121H167V122H168ZM180 121H182V124H183V125L185 124L186 119L184 118V116H183V118H182ZM187 121H188V119H187ZM8 122H9V121H8ZM10 122H11V120H10ZM10 122H9V123H10ZM24 122H25V121H24ZM58 122H59V124H60L61 121H58ZM70 122H72V121H70ZM98 122H99V121L96 122L97 125L100 124V123H98ZM100 122H101V121H100ZM125 122H126V121H125ZM161 122H163V121L161 120ZM167 122H166V123H167ZM225 122H227V121H225ZM228 122H229V121H228ZM6 123L1 124V125H0V129L4 128L5 125H6ZM9 123H8V124H9ZM37 123H38V122H37ZM55 123H56V122H55ZM55 123H53L54 125H53L52 123H51V124L56 128ZM96 123H95V124H96ZM157 123H158V122H157ZM166 123L163 122V124H166ZM8 124H7V125H8ZM18 124H19V121H18ZM18 124H17V125H18ZM21 124H22V123H21ZM21 124H19V125H21ZM26 124H27V123H26ZM59 124H58V125H59ZM89 124H91V123H89ZM142 124H143V123H142ZM146 124H147V123H146ZM153 124H155V123H153ZM216 124H214V125H216ZM224 124H226V123H224ZM9 125H10V124H9ZM13 125H14V124H13ZM19 125H18V127H19ZM31 125H32V127H33V126H34V123L31 124ZM62 125H63V124H62ZM79 125L83 127L82 123L80 124V122H79ZM79 125H78V126H79ZM93 125H94V124H93ZM97 125H95V126L98 127V130H99V126H100V125H98V126H97ZM101 125H102V123H101ZM125 125H126V124H125ZM147 125H148V124H147ZM157 125H160V124L158 123ZM157 125H156V127H157ZM234 125H235V124H234ZM78 126H77V127H78ZM80 126H79V127H80ZM91 126H92V125H90L89 127H91ZM129 126H130V125H129ZM140 126H141V127H140V129H138V130H141L140 132L143 133V134H145L144 132H146V131H145L146 129H145L144 127H142L143 125H140ZM152 126H154V125H152ZM160 126H162V125H160ZM163 126H164V125H163ZM166 126H167V125H166ZM15 127H17V126H15ZM57 127H59V126H57ZM79 127H78V129L76 128L75 130H77V131H78V130H81V129H79ZM82 127H81V128H82ZM89 127H88V128H89ZM102 127H103V126H102ZM104 127H105V126H104ZM148 127H150V126L148 125ZM156 127H155L154 129H156ZM213 127H214V126H213ZM218 127H219V126H218ZM222 127H223V126H222ZM33 128H34V127H33ZM83 128H84V127H83ZM83 128H82V129H83ZM94 128H95V127H94ZM138 128H139V127H138ZM224 128H225V127H224ZM226 128H227V127H226ZM231 128H232V127H231ZM231 128H230V129H231ZM56 129H57V128H56ZM70 129H71V127H70ZM90 129H91V128H90ZM92 129H93V128H92ZM122 129H123V128H122ZM176 129H177V128H176ZM10 130H12V129H10ZM84 130H85V129H84ZM102 130H103V128H102ZM170 130H171V129H170ZM253 130H254V129H253ZM260 130H261V129H260ZM86 131H87V130H86ZM86 131H85V132H86ZM89 131H90V130H89ZM89 131H88V132H89ZM91 131H92V130H91ZM100 131H101V130H100ZM100 131H99V132H100ZM15 132H16V131H15ZM32 132H33V131H32ZM61 132H62V131H61ZM103 132L105 133V130H104ZM111 132H112V131H111ZM111 132H110V130H109V132H107V133H105V134L102 133V132H100V133H97L96 136L98 137V139L100 140V142H103V144H104V143L110 138L109 136H112V135H110ZM168 132H170V131H168ZM3 133H4V132H3ZM54 133H56V132H54ZM225 133H226V132H225ZM8 134H9V132H8ZM8 134H7V135H8ZM13 134H14V133H13ZM21 134H22V133H21ZM32 134H33V133H32ZM56 134H57V133H56ZM169 134H170V133H169ZM176 134H177V133H176ZM10 135H11V134H10ZM227 135H228V134H227ZM242 135H243V134H242ZM8 136H9V135H8ZM33 136H34V135H33ZM37 136H38V135H37ZM56 136H57V135H49V136H46V137L43 138L42 140H38L39 143H36L37 140H35V142H34L33 140H32V141H27V146H29V149L31 148V149L29 150L30 152L28 151L30 154H29V156H26L25 154H22L23 156L20 157L19 162H18L19 165L26 166V165H28V161L31 163V161H34V160H35V161H37V160H41V158H42V161H45L44 158H43V157H44L43 154L40 155V156H43V157H40V158L38 159V157H37V156H38L37 152L40 151V153H42V151H45V148H46L47 146H49V145L52 146L53 141H54V142L56 141V140H55ZM0 137H2V136H0ZM6 137H7V136H6ZM54 137H55V138H54ZM57 137H58V136H57ZM14 138H16V136H15V137H12V139L10 138V140H5L4 138H3V140H1L2 138H0V140L3 141V142L8 141V144H10V145H11V143H13V144H17V143H16V142H17V139L15 140ZM66 138H67V139H66ZM66 138H65L66 143H67L69 146H71V147L75 145V143L72 144V141H75V142H76V141L78 140V139H77L78 137L76 136V134H71V135L69 134V135H67ZM137 138H138V137H137ZM7 139H8V138H7ZM168 139H169V138H168ZM259 139H260V138H259ZM259 139H258V140H259ZM29 140H30V139H29ZM61 140H63V139H61ZM137 140H138V139H137ZM208 140H209V139H208ZM159 141H160V140H159ZM262 141H263V140H262ZM59 142H60V141H59ZM63 142L65 143V141H63ZM63 142H62V143H63ZM6 143H7V142H6ZM31 143H32L34 146H33ZM60 143H61V142H60ZM76 143H78V142H76ZM262 143H263V142H262ZM53 144H54V143H53ZM159 144L161 145V147H162V146L165 147V145H164L165 143H163V141L160 142ZM2 145H3V144H2ZM68 145L65 146V145L62 144V148H64L63 146H65L66 149L70 148ZM77 145H78V144H77ZM77 145H76V147H77ZM105 145H106V144H105ZM108 145H109V144H108ZM18 146H19V145H18ZM20 146H21V145H20ZM24 146H25V145H24ZM24 146H23V148H24ZM54 146H55V145H54ZM54 146H53V147H54ZM94 146H95V145H94ZM260 146H262V145H260ZM14 147H15V146H14ZM78 147H79V145H78ZM144 147H145V146H144ZM146 147H147V146H146ZM164 147H163V148H164ZM263 147H264V146H263ZM9 148H11V147H9ZM25 148H26V147H25ZM50 148H51V147H50ZM55 148H57V147H55ZM62 148H61V149H62ZM92 148H94V147L91 146L90 149H92ZM152 148H153V147H152ZM163 148H162V149H163ZM21 149H22V148H21ZM48 149H49V148H48ZM57 149H59V148H57ZM64 149H65V148H64ZM75 149H76V148H75ZM79 149H80V148H79ZM149 149H150V148H149ZM160 149H161V148H160ZM160 149H159V150H160ZM164 149H165V148H164ZM6 150H7V149H6ZM22 150H23V149H22ZM37 150H38V151H37ZM46 150H47V148H46ZM53 150H54V149H53ZM53 150H52V148H51L50 150H47L46 152H48V151L50 152V151H53ZM76 150H77V149H76ZM143 150H144V149H143ZM177 150H178V149H177ZM263 150H264V149H263ZM0 151H1V150H0ZM8 151H9V150H8ZM14 151H16V150H14ZM24 151H25V150H24ZM55 151H56V150H55ZM61 151H62V150H61ZM64 151H65V150H64ZM67 151H68V150H67ZM67 151H66V152H67ZM71 151L75 152V151L72 150V149H71ZM183 151H184V150H183ZM254 151H255V150H254ZM256 151H257V150H256ZM256 151H255V152H256ZM1 152H2V151H1ZM1 152H0V153H1ZM4 152H5L4 156H5L6 154H7L6 156H8V157L10 156V155H8L9 153H8V152L6 153L5 150H4ZM18 152H19V151H18ZM68 152H70V151H68ZM68 152H67V153H68ZM73 152H72V153H73ZM178 152H179V150H178ZM13 153H14V152H13ZM51 153H52V152H50V154H51ZM55 153H57V152H55ZM67 153H66V154H67ZM99 153H100V152H99ZM145 153H146V152H145ZM193 153H194V152H193ZM256 153H257V152H256ZM263 153H264V152H263ZM64 154H65V153H64ZM64 154H63V155H64ZM66 154H65V155H66ZM231 154H232V153H231ZM46 155H48V153H45V156H46ZM55 155H57V154H55ZM59 155H60V153H59ZM69 155H72V154L69 153ZM69 155H68V156H69ZM101 155H102V153H101ZM101 155H100L99 157L102 158L103 156H101ZM105 155H106V154H105ZM107 155H109V154H107ZM172 155H173V154H172ZM1 156H3V155H1ZM4 156H3V157H4ZM19 156H20V155H19ZM50 156H51V155H50ZM95 156H96V155H95ZM237 156H238V155H237ZM14 157H15V156H14ZM25 157H28L27 159H29V160H26V161H25V159H26ZM48 157H49V156H47V158H48ZM53 157H54V152H53ZM53 157H50V158H53ZM55 157H57V156H55ZM58 157H59V156H58ZM66 157H67V156H66ZM69 157H70V156H69ZM6 158H7V157H6ZM24 158H25V159H24ZM45 158H46V157H45ZM61 158L63 159V157H61ZM96 158H98V156H96ZM103 158H105V157H103ZM103 158H102V159H103ZM152 158H153V157H152ZM152 158L149 156V154H142V155L139 156V158H136V159H137V161H139L140 163L151 164V163H153V159H152ZM210 158H211V157H210ZM210 158L207 159V160L210 161ZM10 159H11V158H10ZM23 159H24V160H23ZM59 159H60V158H59ZM59 159H58V161L55 162V165H54V168H55V169H56V168L59 169L58 166L61 167V165H62L63 163H64V165H66V164H65L66 162H64V161H66V160H64L65 157H64V159H63V163H62V164L60 163L62 159H61V160H59ZM68 159H69V158H68ZM68 159H67V161H68ZM92 159L94 160L95 158H92ZM99 159H100V158H99ZM2 160H4V158H3ZM16 160H18V159H16ZM48 160H49V158H48L46 161H48ZM52 160H53V159H51V161H52ZM54 160H55V159H54ZM93 160H92L93 163H90V164H92V165L89 164V165H90L91 167H93V168H99V167H101V166H102L101 162L104 161V159H103V160L100 159L101 161H100V160H97V159H96L95 161H93ZM13 161H14V160H13ZM13 161H12V162H13ZM49 161H50V160H49ZM49 161H48V162H49ZM155 161H156V160H155ZM159 161H160V160H159ZM1 162H2V161H1ZM3 163H4V162H3ZM5 163H6V162H5ZM7 163H8V162H7ZM36 163H38V161H37ZM45 163H46V162H45ZM50 163H51V162H50ZM233 163H234V162H233ZM38 164H39V163H38ZM48 164H49V163H48ZM103 164H104V163H103ZM108 164L110 165L109 161H108ZM51 165H52V164H50V166H49V169H50V170H51V168L53 167V165H52V166H51ZM89 165H88V166H89ZM154 165H155V164H154ZM211 165H212V164H211ZM262 165H263V163H262ZM148 166H149V165H148ZM150 166H151V165H150ZM155 166H156V165H155ZM157 166H158V165H157ZM62 167H63V166H62ZM103 167H105V169H106V165H104ZM107 167H108V166H107ZM110 167H111V166H110ZM133 167H135V166H133ZM256 167H257V166H256ZM258 167H262V166H259V165H258ZM6 168H7V167H6ZM6 168H4L3 165H2V166L0 165V192H3V193L6 192V194L8 193V194H10V195H14V190L17 188L16 186H19L18 188H21V189H23V190H27V189H29L30 186L34 185V182H32L33 184L30 185L29 183L26 182L25 179L22 180V181H20V182H19L18 180L14 179V178L10 175L12 172L9 173L8 168H7V169H6ZM25 168H27V166H26ZM47 168H48V167H45V170H46ZM83 168H84V167H83ZM86 168H87V166H86ZM88 168H90V167H88ZM15 169H16V168H15ZM34 169H35V168H34ZM55 169H54V170H55ZM60 169H61V168H60ZM60 169H59V171H60ZM113 169H114V168H112L111 170H113ZM257 169H259V168H257ZM19 170H20V169H19ZM40 170H41V169H40ZM43 170H44V169H43ZM78 170H79V169H78ZM93 170H94V169H93ZM95 170H96V169H95ZM99 170L101 171V170H103V169H99ZM114 170H115V169H114ZM12 171H13V170H12ZM38 171H39V170H38ZM46 171H48V170H46ZM46 171H43V172H46ZM85 171H86V170H85ZM91 171H92V170H91ZM100 171H99V172H100ZM104 171H106V170H104ZM158 171H159V170H158ZM258 171H260V170H258ZM40 172H41V171H40ZM43 172H42V175H43ZM49 172H50V171H49ZM57 172H58V171H57ZM112 172H113V173H112ZM112 172H110V173H111L110 176H111L112 174H114V175L116 174L115 171H112ZM114 172H115V173H114ZM146 172H147V171H146ZM14 173H15V172H14ZM35 173H36V172H35ZM47 173H48V172H47ZM47 173H46V174H47ZM52 173H56V172L53 171ZM60 173H61V172H60ZM60 173L58 172V173H56L57 175L54 176V181L59 182V184H60V182H61L63 179L67 181L66 178H63V177H64V176H62L63 174L60 175ZM103 173H104V172H103ZM230 173H231V172H230V170H229V174H230ZM33 174H34V173H33ZM38 174H39V173H38ZM44 174H45V173H44ZM46 174H45V175H46ZM117 174H118V173H117ZM117 174H116V175H117ZM146 174H147V173H146ZM163 174H164V173H163ZM226 174H227V173L225 172V175H226ZM231 174H232V173H231ZM231 174H230V175H231ZM75 175H76V173H75ZM75 175H74V176H75ZM77 175H78V174H77ZM98 175H99V174H98ZM114 175H113V176H114ZM116 175H115V176H116ZM223 175H224V174H223ZM33 176H34V175H33ZM39 176H40V175H39ZM72 176H73V175H72ZM94 176H95V175H94ZM104 176H105V175H104ZM113 176H112V177H113ZM142 176H143V175H142ZM35 177H36V176H35ZM37 177H38V176H37ZM41 177H42V176H41ZM87 177H88V176H87ZM90 177H91V176H90ZM90 177H88V178H90ZM107 177H108V176H107ZM39 178H40V177H39ZM39 178H38V179H39ZM52 178H53V177H52ZM77 178H78V177H77ZM77 178H76V177H71V180H70V178H69V181H70L71 183H73V181H74L75 179H77ZM31 179H34V178H31ZM86 179H87V178H86ZM95 179H96V178H95ZM121 179H122V178H121ZM154 179H155V178H154ZM34 180H35V179H34ZM40 180L42 181L41 178H40ZM88 180H89V179H88ZM102 180H103V179H102ZM66 181H65V183H66ZM78 181H79V180H78ZM85 181H86V180H85ZM85 181H84V182H85ZM106 181L108 182V180H106ZM18 182H19V184H18ZM28 182H29V181H28ZM35 182L37 183V180H36ZM75 182H76V180H75ZM103 182H104V181H103ZM103 182H102V183H103ZM107 182H106V183H107ZM118 182H119V184H120V183L122 182V180L120 181V179H119ZM241 182H242V181H241ZM256 182H257V181H256ZM67 183H68V182H67ZM71 183H70V184H71ZM85 183H86V182H85ZM39 184H40V182H39ZM39 184H38V185H39ZM86 184H88V183H86ZM86 184H85V185H86ZM139 184H140V183H139ZM254 184H255V183H254ZM35 185H37V184H35ZM51 185H52V183H51ZM51 185L49 184V186H51ZM53 185H54V184H53ZM67 185H68V184H67ZM162 185H164V184H162ZM185 185H186V184H185ZM118 186H119V185H118ZM121 186H122V185H121ZM123 186H124V184H123ZM123 186H122V187H123ZM202 186H204V185H202ZM230 186H231V185H230ZM32 187H33V186H32ZM122 187H121V189H122ZM124 187H125V186H124ZM162 187H163V186H162ZM54 188H56L55 185L52 186L51 188H49L48 191L50 192V194H54V193H53V192L55 191ZM57 188H59V187L57 186ZM57 188H56V189H57ZM64 188H65V187H64ZM142 188H143V187H142ZM203 188H204V187H203ZM69 189H70V188H69ZM133 189H134V188H133ZM17 190H18V189H17ZM17 190H15L16 195H17V192H16ZM46 190H47V189H46ZM116 190H117V189H116ZM116 190H115V191H116ZM176 190H177V189H176ZM176 190L174 189V191H176ZM199 190H200V189H199ZM220 190H221V189H220ZM242 190H243V189H242ZM19 192H21V190H19ZM117 192H118V191H117ZM120 192H121V191H120ZM200 192H201V191H200ZM24 193H25V192H24ZM24 193H23V194H24ZM18 194H19V193H18ZM23 194H21V196H20V199L22 200V202H24L25 200H27V201H34V200H36V199H32V198H33L32 196H31L32 198L29 196L30 193H29L28 195H27V194H26V195H23ZM46 194H47V193H46ZM55 194H56V191H55ZM57 194H58V193H57ZM78 194H80V193H78ZM118 194H119V193H118ZM120 194H121V193H120ZM222 194H223V195L226 194L225 191H223ZM41 195H43V193H42ZM75 195H76V194H75ZM81 195H82V194H81ZM114 195L116 196V194H114ZM114 195H113V196H114ZM127 195H128V194H127ZM193 195H194V193H193ZM223 195L219 194V196H223ZM27 196L30 197L31 200H28V197H27ZM51 196H52V195H51ZM76 196H77V195H76ZM82 196H83V195H82ZM123 196H124V194H123ZM202 196H203V195H202ZM216 196H217V195H216ZM256 196H257V195H256ZM16 197H17V196H16ZM44 197H45V195H44ZM223 197H224V196H223ZM251 197L255 198V195H254V196L252 195ZM251 197L249 196V199H248V197H246V199H244V200L241 199V200L243 201V204H244V201H246V202H247V200H248V201H251ZM35 198H36V197H35ZM81 198H82V197H81ZM108 198H109V197H108ZM226 198H227V197H226ZM244 198H245V197H244ZM253 198H252V199H253ZM2 199H3V198H2ZM37 199H38V198H37ZM45 200H46V199H45ZM76 200H77V199H76ZM84 201H85V200H84ZM151 201H152V200H151ZM35 202H36V201H35ZM35 202H34V203H35ZM45 202H46V201H44V204H45ZM50 202H51V201H50ZM140 202H141V201H140ZM152 202H153V201H152ZM158 202H159V201H158ZM182 202H183V200H182ZM182 202H181V203H182ZM232 202H233V201H232ZM246 202H245V205L248 204V203H250V202H247V203H246ZM26 203H27V202H26ZM34 203H33V204H34ZM48 203H49V200H48ZM153 203H154V202H153ZM179 203H180V200H179V201L177 200V201H173V202H171V204H169V203H168V204L171 205V207H172L171 210H174V209H177V208H178L177 210H179V207H180ZM17 204H18V203H17ZM20 204H22V203H20ZM20 204H19V205H20ZM23 204H24V203H23ZM46 204H47V202H46ZM72 204H73V203H72ZM72 204H71V205H72ZM136 204H137V203H136ZM24 205H25V204H24ZM27 205H28V204H27ZM49 205H50V204H49ZM49 205H44V206H45V209H46V207H49ZM66 205H67V204H65V207L67 208ZM71 205H70V206H71ZM181 205H185V201H184ZM224 205H225V204H224ZM236 205H237V204H236ZM245 205H244V206H245ZM248 205H249V204H248ZM248 205H247V206H248ZM251 205H252V204H250L249 207H251ZM15 206H17V205L15 204ZM15 206H14V207H15ZM178 206H179V207H178ZM12 207H13V206H12ZM139 207H141V206H139ZM166 207H167V206H166ZM171 207H170V208H171ZM176 207H177V208H176ZM182 207H183V206H182ZM182 207H181V208H182ZM240 207H241V206H240ZM249 207H248V210H249ZM15 208H17V207H15ZM23 208H24V207H23ZM33 208H34V206H33ZM43 208H44V207H43ZM60 208H61V207H60ZM62 208H63V211H64V207H62ZM62 208H61V210H62ZM70 208H71V207H70ZM135 208H136V206H135ZM137 208H138V207H137ZM213 208H214V207H213ZM246 208H247V207H246ZM18 209H19V208H18ZM21 209H22V208H21ZM25 209H26V208H25ZM31 209H32V208H31ZM39 209H40V207H39ZM39 209H38V210H39ZM58 209H59V208H58ZM58 209H57V211H58ZM164 209H165V208H164ZM1 210H2V208H1ZM15 210H16V209H15ZM19 210H20V209H19ZM19 210H18V211H19ZM42 210H44V209H41V211H42ZM66 210H68V209H66ZM70 210H71V209H69V211H70ZM180 210H181V209H180ZM224 210H225V209H223L222 211H220V214H222V215L225 214V215H226L227 212L224 211ZM3 211H4V210H3ZM5 211H6V210H5ZM10 211H11V210H10ZM16 211H17V210H16ZM16 211H15V213H16ZM20 211H22V210H20ZM20 211H19V212H20ZM29 211H30V210H29ZM41 211L39 210V212H41ZM59 211H60V209H59ZM59 211H58V212H59ZM69 211H68V212H69ZM71 211H73V210H71ZM92 211H93V210H92ZM115 211H116V210H115ZM136 211H137V209H136ZM138 211H139V210H138ZM161 211H162V209H161ZM164 211L167 212L166 210H164ZM164 211H163V212H164ZM169 211H170V209H169ZM24 212H25V210L23 211V213H24ZM66 212H67V211H66ZM66 212H65V213L63 212V213L66 215ZM172 212H173V211H172ZM177 212H178V211H177ZM177 212L174 211L173 213L175 214V213H177ZM179 212H180V211H179ZM179 212H178V215L176 214V216L174 217L175 220H177V218H178L179 216H182L181 214L179 215ZM182 212H183V211H182ZM237 212H238V211H237ZM10 213H11V212H10ZM31 213H34V211H32ZM55 213H56V210H55ZM59 213H60L59 218H61V216H62L63 213H62V214H61V212H59ZM72 213H73V212H72ZM114 213H115V212H114ZM125 213H126V212H125ZM169 213H170V212H169ZM183 213L185 214V212H183ZM186 213H187V212H186ZM24 214H25V213H24ZM41 214H43V213L41 212ZM64 214H63V215H64ZM121 214H122V213H121ZM170 214H171V213H170ZM184 214H183V215H184ZM193 214H194V213H193ZM215 214H216V213H215ZM220 214H219V215H220ZM242 214H243V213H242ZM9 215H10L9 213H4V214L2 213V214L0 215V220H1V222H4V221L6 222V221H7V218L9 217ZM26 215H29V214H27V212H26ZM31 215H32V214H31ZM34 215H35V214H34ZM55 215H57V213H56ZM116 215H117V213H116ZM118 215H119V214H118ZM213 215H214V214H213ZM219 215H218V216H219ZM231 215H232V214H231ZM32 216H33V215H32ZM57 216H58V215H57ZM27 217H28V216H27ZM37 217H38V215H37ZM41 217L44 218V216H41ZM55 217H56V216H55ZM64 217H65V216H64ZM211 217H212V216H211ZM49 218H50V217H49ZM79 218H80V217H79ZM130 218H131V217H130ZM171 218H173V217H171ZM179 218H180V217H179ZM184 218L187 219V220H189V221H191V220L194 221L193 219H195V217H193V215H191V214H188L187 216H184ZM184 218H183V219H184ZM10 219H11V218H10ZM51 219H52V218H51ZM54 219H55V218H54ZM63 219H65V218H63V216H62V218L60 219V221H59V219H58V221L61 222ZM89 219H90V218H89ZM180 219H181V218H180ZM183 219H182V220H183ZM235 219H236V218H235ZM171 220H173V219H171ZM178 220H179V219H178ZM178 220H177V221H178ZM242 220H243V219H242ZM44 221H45V220H44ZM76 221H78V220H76ZM163 221H164V220H163ZM167 221H168V220H167ZM169 221H170V219H169ZM173 221H174V220H173ZM63 222H64V220H63ZM156 222H157V221H156ZM170 222H172V221H170ZM238 222H239V221H238ZM240 222H243V221H240ZM47 223H48V222H47ZM74 223H75V222H74ZM94 223H95V222H94ZM202 223H203V222H202ZM202 223H201V224H202ZM68 224H69V223H68ZM70 224H72L71 221H70ZM70 224H69V225H70ZM48 225H49V224H48ZM53 225H54V224H53ZM198 225H199V224H198ZM30 226H31V225H30ZM34 226H35V225H34ZM89 226H90V225H89ZM95 226H97V225L95 224ZM144 226H146V227H145V229H144L143 232H141V231H137L138 233H137V236H136V242H135V246H134V248H133L134 252H136V253H137V252H142V251H143V246H145V245L149 242V234L152 232V230H151V228H150L149 225H144ZM189 227H190V226H189ZM21 228H22V227H20L19 229L17 228L18 231H17L16 234H17V236H20V238H19L20 241H19L18 243H20L21 241H25V242H26V246H25V247H27V248L29 247L28 244L33 243L34 241H37L36 239H38V238H39V239L42 238V237L47 233V231H46V228H47V227L45 228L44 226H43V228H41V227H39V226H37V227H36V226L33 227V225H32V227H29V228L26 227V228H22V230H20ZM44 228H45V230H44ZM50 228H51V227H50ZM92 228H93V227H92ZM96 228H98V227H96ZM89 229H90V227H89ZM124 229H125V228H124ZM139 229H140V227H139ZM141 229H142V228H141ZM45 231H46V232H45ZM199 231H200V230H199ZM253 231H254V230H253ZM60 232H62V231H60ZM60 232H59V231L56 232V233H55V237H54V235H53L54 239H55V238H61V237H62V236H61L62 233L59 234ZM86 232H88V231H86ZM91 232H92V231H91ZM121 232H122V231H121ZM156 232H157V231H156ZM251 232H252V231H251ZM104 233H105V232H104ZM154 233H155V231H154ZM157 233H159V232H157ZM161 233H162V232H161ZM263 233H264L263 231H262V232H261V231H255V232H252L251 235H252L253 237H255V238L258 237V239H259V237H263V236H264ZM50 234H51V233H50ZM121 234H122V233H121ZM133 234H134V232H133ZM168 234H169V233H168ZM249 234H250V233H249ZM135 235H136V234H135ZM135 235H133V236L135 237ZM159 235H162V234H159ZM163 235H164V234H163ZM251 235H250V236H251ZM56 236H57V237H56ZM59 236H61V237H59ZM102 236H103V235H102ZM130 236H132V234H130ZM166 236H167V235H166ZM252 236H251V237H252ZM45 237H46V236H45ZM89 237H90V236H89ZM99 237H100V236H99ZM104 237H105V235H104ZM157 237H160V238H161V239H160V242H161V240H164V237H161V236H157ZM168 237H169V236H167V238H168ZM184 237H185V236H184ZM223 237H224V236H223ZM223 237H222V238H223ZM227 237H228V236H227ZM46 238H47V237H46ZM97 238H98V237H97ZM97 238H96V239H97ZM102 238H103V237H102ZM124 238H125V237H124ZM128 238H129V237H128ZM182 238H183V237H182ZM220 238H221V236H220ZM54 239H53V238L51 239L52 242H53ZM96 239H95V242H94L95 245H96V244L99 245L98 243H101V241H103L101 238H99V240H97V241H96ZM105 239L107 240L108 238L106 237ZM170 239H172V238H170ZM215 239H216V238H215ZM262 239H264V238H262ZM6 240H7V239H6ZM17 240H18V239H17ZM44 240H45V239H44ZM152 240H153V239H152ZM260 240H261V239H260ZM9 241H10V240H8V242H9ZM15 241H16V240H15ZM45 241H46V240H45ZM55 241H56V240H55ZM117 241H118V240H117ZM117 241H116V243L113 241L114 244H113V245L111 244L112 246H110V247H112V249H115V250H116V249L121 248V246H120L121 244L119 243V244H120V245H119V244L117 243ZM150 241H151V240H150ZM154 241H155V240H154ZM154 241H153V242H154ZM165 241H166V240H165ZM217 241H218V240H217ZM217 241L215 240V242H217ZM6 242H7V241H6ZM13 242H14V241H10L8 244H7V243L5 244V245H7V247L5 248L6 250L4 251V255H8V253H9V255H10V251H11V250L13 251V250L15 249V247H16L17 245H15L16 242H15V243H13ZM153 242H152V243H153ZM156 242H157V241H155V244H154V243H153V244H154V245H157V243H158L159 241H158L157 243H156ZM172 242H173V241H172ZM250 242H251V241H250ZM27 243H28V244H27ZM40 243H42V242H40ZM104 243H105V242H104ZM206 243H207V242H206ZM217 243H218V242H217ZM258 243H259V242H258ZM44 244H45V242H44ZM106 244H107V243H105L104 245L106 246ZM132 244H133V243H132ZM159 244H160V246H161L162 242L159 243ZM213 244H215V243H213ZM218 244H219V243H218ZM22 245H24V243H23ZM33 245H34V244H33ZM164 245H165V244H164ZM219 245H220V244H219ZM219 245H218V246H219ZM131 246H132V245H131ZM149 246H150V245H149ZM149 246H148V247H149ZM157 246H158V245H157ZM257 246H258V245H257ZM33 247H34V246H33ZM47 247H48V246H47ZM110 247H109V248H110ZM164 247H165V246H164ZM16 248H17V247H16ZM27 248H25V249H27ZM34 248H35V247H34ZM123 248H124V247H123ZM153 248H155V247H153ZM158 248H159V246H158ZM161 248L163 249V247H161ZM195 248H196V247H195ZM216 248H217V247H216ZM218 248H219V247H218ZM17 249H18V248H17ZM22 249H23V250H22ZM61 249H63V247H62ZM193 249H194V248H193ZM15 250H16V249H15ZM27 250H28V249H27ZM32 250H33V249H32ZM35 250H36V249H35ZM35 250H34V252H36ZM72 250H73V249H72ZM72 250H71V251H72ZM110 250H111V249H110ZM128 250H129V249H128ZM128 250H127V251H128ZM150 250H151V253H150V254H152V249H150ZM175 250H176V249H175ZM209 250H210V249H209ZM214 250H215V249H214ZM214 250H213V251H214ZM0 251H1V250H0ZM12 251H11V252H12ZM20 251H21V252L24 251V247H23V246H21ZM37 251H38V248H37ZM43 251H44V250H43ZM167 251H168V250H167ZM196 251H198V250H196ZM196 251H193V250H192L191 252L187 253V255H188V256H186V257H187V261L190 262V261L198 260V259H200V258L205 254V253L200 254V252H196ZM204 251H205V250H204ZM207 251H208V250H207ZM262 251H264V250H262ZM47 252H48V251H47ZM47 252H46V253H47ZM55 252H56V251H55ZM59 252H60V251H59ZM157 252H158V251H157ZM25 253H26V252H25ZM32 253H33V252L31 251V249H29L28 254H26V255L24 254L23 256L25 257V256H27V255H31ZM41 253H42V252H40V254H41ZM51 253H52V252H51ZM72 253H73V252H72ZM78 253H79V251H78L77 253H75L74 255H78ZM124 253H125V251H124ZM146 253H148V255H149V251H148V250H147ZM162 253H163V251H162ZM1 254H2V253H0V255H1ZM11 254H12V253H11ZM13 254H14V252H13ZM13 254H12V255H13ZM43 254H44V253H43ZM79 254H80V253H79ZM100 254H101V253H100ZM2 255H3V254H2ZM4 255H3V257H4ZM18 255H19V254H18ZM20 255H21V254H20ZM32 255H33V254H32ZM34 255H35V254H34ZM55 255H56V254H55ZM137 255H138V254H137ZM143 255H144V253H143ZM146 255H147V254H146ZM148 255H147V256H148ZM152 255H153V254H152ZM211 255H212V254H211ZM254 255H256V254H253L252 257H251V258L249 257V258L253 260ZM21 256H22V255H21ZM56 256H57V255H56ZM111 256H112V255H111ZM237 256H238V255H236V256H235V255H234V256H231V258H230V260H229L228 262H230V263H236V262L239 261V259H240V257H237ZM257 256H258V255H257ZM257 256H256V257H257ZM1 257H2V256H1ZM9 257H10V256H9ZM40 257H41V261L39 260L40 262H38L37 264H57V263L59 262L58 259H57V262H56V258H57V257L54 256V253H53V255H51L50 252H49L48 254H45V256H44V255H42V256L40 255ZM72 257H73V256H72ZM75 257H76V256H75ZM145 257H146V256H145ZM149 257H150V256H149ZM152 257H153V256H152ZM27 258H28V256H27ZM58 258H59V257H58ZM121 258H122V257H121ZM146 258H147V257H146ZM202 258H203V257H202ZM4 259H6V261L8 260L6 257L3 258V261H4ZM9 259H11V258H9ZM21 259H22V261H24V260H23V259H24L23 257H21ZM25 259H26V258H25ZM105 259H106V258H105ZM107 259H108V257H107ZM107 259H106V261H107ZM119 259H120V258H119ZM147 259H148V258H147ZM149 259H151V258H149ZM206 259H207V258H206ZM102 260H104V259H102ZM181 260H182L181 262H182V264H183L184 260H183V259H181ZM10 261H12V260H10ZM27 261H30L29 258L27 259ZM70 261H71V259H70ZM96 261H97V260H96ZM96 261H95V262H96ZM116 261H117V260H116ZM194 262H195V261H194ZM18 263H19V262H18ZM28 263H30V262H28ZM31 263H33V262H31ZM99 263H100V261H99ZM117 263H118V262H117ZM186 263H188V262H186ZM192 263H193V262H192ZM196 263H197V262H196ZM196 263H195V264H196ZM200 263H201V262H200ZM203 263H204V262H203ZM208 263H209V262H208ZM255 263H256V262H255ZM58 264H59V263H58ZM68 264H70V263H68ZM93 264H95V263H93ZM119 264H121V263H119ZM184 264H185V263H184ZM246 264H247V263H246Z\"/></svg>",
  "mask_w": 264,
  "mask_h": 264
}]
</instances>
